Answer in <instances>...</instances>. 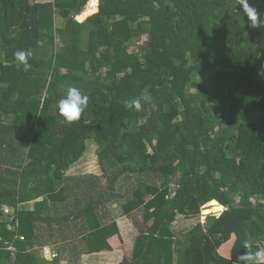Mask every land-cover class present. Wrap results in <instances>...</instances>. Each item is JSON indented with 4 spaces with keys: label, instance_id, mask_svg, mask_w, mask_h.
Masks as SVG:
<instances>
[{
    "label": "trees",
    "instance_id": "1",
    "mask_svg": "<svg viewBox=\"0 0 264 264\" xmlns=\"http://www.w3.org/2000/svg\"><path fill=\"white\" fill-rule=\"evenodd\" d=\"M98 1L79 22L90 0H0V264H61L29 251L37 213L68 200L67 173L90 143L111 186L105 199L82 185L87 253L112 251L120 234L101 224L109 200L147 227L120 264H244L245 239L264 245V0H249L256 28L243 0ZM28 49L26 72L14 53ZM69 86L89 96L71 123L57 107ZM132 98L141 111L124 107ZM125 175L138 177L126 197ZM205 206L222 213L178 239L177 219Z\"/></svg>",
    "mask_w": 264,
    "mask_h": 264
},
{
    "label": "crops",
    "instance_id": "2",
    "mask_svg": "<svg viewBox=\"0 0 264 264\" xmlns=\"http://www.w3.org/2000/svg\"><path fill=\"white\" fill-rule=\"evenodd\" d=\"M84 182L85 180L83 178L67 177L64 185L68 188V200L58 203L48 202L47 209L37 213V217H40L41 221L37 223V237L34 245L29 248V251L47 261H52L51 255L56 253L61 260V264H120L124 259L131 258L134 241L140 231L134 235L133 242L127 241L122 235V226L119 219L124 217L131 222L130 219L132 218L119 216L115 213L114 209H111V206L100 204L98 213L101 224L106 225L116 222L120 234L111 238L109 241L112 246V251L87 253L84 237L88 229L84 219L85 217H79L80 211L88 203V199L86 198L88 195H85L86 191L82 187ZM82 199L85 200L82 201ZM41 200L39 199L36 202H40ZM36 202H30L20 206V208L32 211L35 209ZM14 212V210H9L5 211V214L7 213V216H13ZM109 213L112 216L109 217ZM108 217L110 219L109 221H107ZM234 240L235 237L229 243L230 248ZM11 264H14V260Z\"/></svg>",
    "mask_w": 264,
    "mask_h": 264
},
{
    "label": "rangeland",
    "instance_id": "3",
    "mask_svg": "<svg viewBox=\"0 0 264 264\" xmlns=\"http://www.w3.org/2000/svg\"><path fill=\"white\" fill-rule=\"evenodd\" d=\"M50 0H33V2H48ZM98 1V0H97ZM91 2V0H90ZM89 2V3H90ZM89 5V4H88ZM88 7V6H87ZM86 7V8H87ZM98 7H99V1H98ZM77 20L79 17L76 18ZM86 20V19H85ZM84 20V21H85ZM81 22L80 20H78ZM83 22V21H82ZM64 25V20L57 14L56 15V26L62 27ZM131 51H135L136 48L131 47ZM96 145L93 143L89 144V150L84 156V158L74 167L72 168L68 173L67 177L72 178H83L85 182L92 187L96 188L100 194L106 199V197H109L110 193V186L111 182L109 180L110 177L106 178L104 176L105 170L102 167L101 161L99 160L97 154H96ZM112 171V169H111ZM111 171L108 170V175H111ZM138 184V177L135 176H123L120 178V180L117 182V185L115 186V189L118 193L121 195L130 196L132 191L135 189V187ZM89 187V186H88ZM85 199H82L84 201ZM121 200V199H120ZM106 206H111V209L115 210V213L119 216H122V212L120 210V207L117 203V201H109L104 200L103 202ZM110 208V207H107ZM207 206H205L202 210L201 217L198 219H187L184 217H179L174 224V230L176 233V236L178 239L183 240L185 237V234L192 229L198 222H205L206 216L210 214L219 215L214 213H206L208 211ZM107 212V211H104ZM112 216V214L109 213V217ZM109 217L107 218V221H109ZM131 222H129L126 218H118L121 226H122V235L124 238H126L127 241L133 242L134 235L138 231H144L147 229L145 224L142 220V215L140 212L133 213ZM128 227V228H127ZM125 240V239H124ZM264 249V245L262 247ZM222 255L225 257H230L231 248L229 244L225 245L221 249Z\"/></svg>",
    "mask_w": 264,
    "mask_h": 264
},
{
    "label": "clouds",
    "instance_id": "4",
    "mask_svg": "<svg viewBox=\"0 0 264 264\" xmlns=\"http://www.w3.org/2000/svg\"><path fill=\"white\" fill-rule=\"evenodd\" d=\"M241 7L244 14L252 22L251 26L253 28L258 27V14L256 9L250 6L249 0H243ZM32 56L33 51L31 49L17 50L14 53L16 61L23 66L26 72L31 68L29 60ZM88 103L89 96L87 94L75 86H69L66 95L58 100L57 107L59 114L64 117L66 122L71 123L80 118L81 114L88 107ZM124 107L135 111H141V100L139 98L129 99L125 101ZM243 247L247 250L244 255L240 256V260L243 261L244 264H264V249L256 247L255 250H253L254 243L251 239H245L243 241Z\"/></svg>",
    "mask_w": 264,
    "mask_h": 264
},
{
    "label": "bare ground",
    "instance_id": "5",
    "mask_svg": "<svg viewBox=\"0 0 264 264\" xmlns=\"http://www.w3.org/2000/svg\"><path fill=\"white\" fill-rule=\"evenodd\" d=\"M98 12V1L97 0H91L90 7L85 10L81 15H79V19L81 22L84 21L89 16L93 15L94 13Z\"/></svg>",
    "mask_w": 264,
    "mask_h": 264
},
{
    "label": "built area",
    "instance_id": "6",
    "mask_svg": "<svg viewBox=\"0 0 264 264\" xmlns=\"http://www.w3.org/2000/svg\"><path fill=\"white\" fill-rule=\"evenodd\" d=\"M21 240H23V238H21ZM6 245H7V249L15 254V252L17 251L16 248L9 242H7ZM56 258H58V254L54 253L51 255V259H56Z\"/></svg>",
    "mask_w": 264,
    "mask_h": 264
},
{
    "label": "water",
    "instance_id": "7",
    "mask_svg": "<svg viewBox=\"0 0 264 264\" xmlns=\"http://www.w3.org/2000/svg\"><path fill=\"white\" fill-rule=\"evenodd\" d=\"M87 19V18H86Z\"/></svg>",
    "mask_w": 264,
    "mask_h": 264
}]
</instances>
